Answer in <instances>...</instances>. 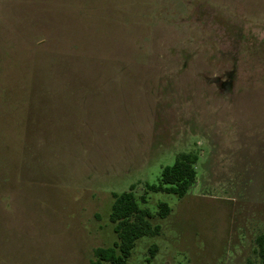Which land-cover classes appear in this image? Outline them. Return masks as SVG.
Segmentation results:
<instances>
[{"label": "rangeland", "instance_id": "obj_1", "mask_svg": "<svg viewBox=\"0 0 264 264\" xmlns=\"http://www.w3.org/2000/svg\"><path fill=\"white\" fill-rule=\"evenodd\" d=\"M182 153L198 183L140 202L172 212L128 264H246L264 233V0H0V264H90L117 241L113 194L139 199Z\"/></svg>", "mask_w": 264, "mask_h": 264}, {"label": "trees", "instance_id": "obj_2", "mask_svg": "<svg viewBox=\"0 0 264 264\" xmlns=\"http://www.w3.org/2000/svg\"><path fill=\"white\" fill-rule=\"evenodd\" d=\"M198 161L199 156L195 153L178 155L175 164L163 170L158 184H146L139 199L135 194L137 185L122 194L114 193L110 220L114 224L117 241L113 246L97 248L90 264H128L142 238L159 236L162 228L154 225L153 220L157 216L168 218L172 212L171 207L161 202L157 214H153L148 208L141 207L140 202L146 204L149 194L160 192L185 198L198 183ZM255 245L253 257L246 264H264V233L257 236ZM153 248L154 252L158 251L157 246Z\"/></svg>", "mask_w": 264, "mask_h": 264}]
</instances>
